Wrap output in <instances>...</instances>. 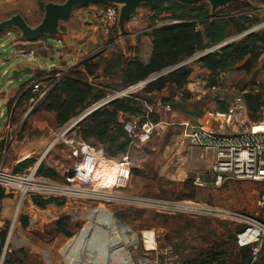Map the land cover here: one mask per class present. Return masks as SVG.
Instances as JSON below:
<instances>
[{"label":"rangeland","instance_id":"374dc122","mask_svg":"<svg viewBox=\"0 0 264 264\" xmlns=\"http://www.w3.org/2000/svg\"><path fill=\"white\" fill-rule=\"evenodd\" d=\"M69 1L0 0V25L19 18L34 33L38 28L47 26L48 5L65 8ZM237 1L247 2L249 10L232 8L227 11L228 6ZM150 5L141 3L128 19H125L127 4L123 1L76 5L68 19L57 21L56 31L42 32L35 41L28 39L20 24L10 25L0 32V113L4 114L0 119V130H3L0 133V166L14 171V161L34 158V165L40 163L41 167L56 171V180L64 181L66 173L79 161L76 143L82 141L77 136L78 126L65 132L88 111L65 126H58L55 114L45 110L43 101L38 102L37 97L33 96L26 98L30 95V87L26 90L20 87L31 84L36 78L25 75L10 81V70L9 74H3L6 68L30 65V62L24 61L17 63V60L22 59V55L33 53L45 71V74L39 73L38 76L41 87L61 80L63 75L58 78L56 74L60 72L61 65H66V61L56 49L62 48L57 40L62 41L67 35L66 25L77 18L74 21L76 32L80 23L84 27L90 24L85 20L91 19L95 9L114 6L118 9L119 21L108 42L102 41L79 60H88L90 70L96 72V77L85 79L96 85L97 90H104L108 94L105 100L125 98V94L121 93L130 86H134V90L126 95L138 94L146 85L143 87V82L124 84L121 63L135 55H141L144 59L148 55V37L152 28L149 22ZM199 5H206L211 14L227 11L242 15L248 12L251 17L258 18L259 22L251 29L234 34L228 40L240 41L246 33L260 31L261 24H264V4L258 1L235 0L215 7L210 0H202L195 6ZM167 24L161 21L157 27ZM199 30L204 33L202 26H199ZM48 41L50 45L46 44ZM205 52H199L181 63L192 72L184 88L169 85L165 93L146 96L147 103L154 110L150 120L154 123L151 116L155 115L165 124L159 123L146 144L132 139L127 150L131 160V181L123 193L229 209L245 219L190 218L130 205L99 206L98 209V206L89 203L62 200H57L47 209L37 207L33 200H26L19 208L16 196L0 192V231H7L8 235L0 264H196L213 253L230 256L228 264H261V254L254 260L250 249L238 246V236L254 225L252 221L264 223V210L258 207L261 187L250 182H237L234 192L221 191L210 173L207 153L202 150L189 151L181 146L180 122L187 121L192 127H204L215 132L233 133L235 129L226 127L223 119L217 118V113L246 109L242 113L243 121L263 120L264 57L250 74L239 71L238 66L211 81L210 73L199 63V56ZM52 64L57 66L49 71ZM76 70L81 71L82 67H76ZM243 90L248 93L242 94ZM136 108L147 112L142 105ZM146 112L143 116H126L124 122L131 123L140 132ZM110 159L117 163L120 156ZM24 172L26 170L21 173ZM196 178H200V182ZM228 186L232 188L234 184L229 183ZM101 208L105 209V214L100 211ZM17 212L19 215L15 217ZM59 221L73 238H81L79 244L74 245L72 237L66 238L57 231ZM107 221L110 224L104 223ZM83 229L84 234H80ZM148 231L155 233L156 251L147 252L144 247L143 234ZM58 241L59 248L54 252L52 247ZM66 243L73 246L62 248Z\"/></svg>","mask_w":264,"mask_h":264},{"label":"trees","instance_id":"16d2710c","mask_svg":"<svg viewBox=\"0 0 264 264\" xmlns=\"http://www.w3.org/2000/svg\"><path fill=\"white\" fill-rule=\"evenodd\" d=\"M253 1L264 4V0ZM249 7L247 2L237 1L228 6L227 11L232 8L249 10ZM149 8L151 15L149 22L154 27L151 31L152 53L150 61L148 64H143L138 57L129 60L121 69L122 82L126 85L144 82L165 69L175 67L194 57L199 52H205L209 48L219 46L234 34L244 33L259 22L258 18L250 17L248 12L242 13V15H235L232 14L233 12L227 11H225L226 14L224 12L211 14L206 5L190 6L175 0H161L150 5ZM161 21L168 24L157 27V23ZM199 26L204 28V33L199 30ZM263 54L264 29L246 33L242 40H236L225 47L213 50L205 57L200 58L199 63L210 73V80L212 81L220 74L238 66H240L239 71L250 74ZM81 67V71L74 70L56 84L54 82L53 89L43 101L45 110L55 114L58 126H65L108 96L104 90H97L96 85L85 79L96 77V72L90 70L88 66V60ZM191 74L190 69L182 67L147 84L145 89L138 94L116 99L101 107L78 125V138L84 142H94L92 144L101 146L109 158L126 155L132 140L123 129L124 123L120 122V115L143 116V110L136 107L143 102H148L147 94L159 92L169 85L182 89L188 83ZM38 76L39 74L34 76L36 80L31 84L21 86L25 90L29 87L31 89L32 94L30 92V95L26 96L27 99L38 96L32 91V85L40 81ZM246 98L249 99V96ZM247 104L250 107L248 101ZM151 117L154 123L160 122L158 116L152 115ZM35 163L34 158L26 159L18 164L13 172L19 174ZM39 174L55 180L58 178L56 171L44 167L39 169ZM229 183H233L234 186L230 188ZM236 183L234 180L225 179L220 189L225 193L234 192ZM33 202L37 207L47 209L57 201L33 199ZM58 224L57 231L63 233L66 238H71L72 234L64 230L62 222L59 221ZM7 236V231H0V261ZM261 255H264V251ZM229 261L230 256L213 253L196 264H228Z\"/></svg>","mask_w":264,"mask_h":264},{"label":"built area","instance_id":"2783aa9c","mask_svg":"<svg viewBox=\"0 0 264 264\" xmlns=\"http://www.w3.org/2000/svg\"><path fill=\"white\" fill-rule=\"evenodd\" d=\"M249 16L251 17V15ZM97 18L96 29L100 34L109 38L112 30L118 25V9L109 6L106 9L98 10ZM262 29H264V24H261ZM21 58L19 61L17 60V63L23 61L34 63L36 60L33 53L22 55ZM54 84L46 87H41L39 83L32 85L33 93L38 95V102L44 101ZM125 96L127 97L126 94ZM146 108L147 112L140 132H137L136 127L131 123L125 122L123 124V129L129 138L131 140L136 138L141 144L150 141L154 129L159 125V123L156 124L150 120V115L154 114V110L150 106ZM166 108L169 109V106ZM245 111L246 109L241 110V112L232 111L216 114L218 119H223L226 127L235 129L233 133L215 132L204 127H192L189 122L181 123L180 144L189 151L202 150L213 156L210 173H212L217 187H220L225 179L260 184L262 187L258 207L264 210V121H243L242 113ZM71 127L65 133L70 131ZM76 144V151L80 158L74 168L66 173L67 178L64 181L41 176L39 174L40 163L19 174L1 165L0 192L16 196L19 208L26 200L42 199L45 201L62 200L89 203L98 206V209L99 206L130 205L137 208H150L161 213L181 214L190 218L210 217L239 221L245 219L232 210L211 208L191 201L171 202L143 196H128L123 191L129 187L131 181L129 155L121 156L116 163L107 156L101 146L84 141H79ZM196 181L200 182V178H196ZM104 210L100 209L105 214ZM18 215L19 212L16 213L15 217ZM252 222L254 225L238 236V246L242 249H250L252 257L256 260L264 251V223ZM104 223L110 224L109 221ZM255 227H259L260 231L256 236H253L251 231ZM84 232L85 229L80 234H84ZM151 239L153 240V250L146 247V243ZM71 241L77 245L79 241L81 242V238L77 236ZM143 243L147 252L156 251L155 233L153 232L150 238L144 233ZM72 246L71 244L70 247Z\"/></svg>","mask_w":264,"mask_h":264},{"label":"crops","instance_id":"0c3cea01","mask_svg":"<svg viewBox=\"0 0 264 264\" xmlns=\"http://www.w3.org/2000/svg\"><path fill=\"white\" fill-rule=\"evenodd\" d=\"M97 11H98V8L93 11L94 13H93L91 19H89V20L86 19L85 20V23H90V24L88 26L84 27V25H81V23H80V28L76 32H75V23H74V21L77 18L76 19H72V21L69 22L66 25V27H67V35L62 38V41L56 39L57 43L62 45V48H58L56 50L60 52L59 53L60 55H63V57H65V61H66V65H64V66L61 65L59 67V71L60 72L56 74V77L59 78L60 75H63V77H64L65 75L69 74L71 71L76 70V67H80L81 68L82 64L85 62L86 59L85 60H82V59L79 60V57H83L84 55H86V53L90 49H92L94 46L99 45L100 43L102 44V41L104 43L108 42V38H106L105 36L100 34V32L96 29V26H97V23H98ZM77 24L79 25V23H77ZM153 28L154 27L151 28V31L153 30ZM149 35H150L148 37V39H149V51H148V55L145 56L146 58L144 59L141 55H135V56L132 57V58L138 57L143 64H148L149 63L150 57H151V53H152V37H151V34H149ZM99 36H100V38H99ZM52 40H55V39H52ZM46 44L50 45L49 41L46 42ZM56 53H58V52H56ZM263 57H264V54L261 56L259 61ZM129 60L130 59L127 58L125 60V62L122 63L121 68H124L126 63ZM28 66H30V68L32 69L31 74H23V75L19 76L18 78H15V77L12 76L10 81L19 79V78H21L22 76H25V75L33 76V78H34V76L36 74H39V73L45 74V71L41 69L43 67V64L39 63V61H37V59L35 60L34 63H31L30 65H25V66H21V67H12V68L8 67V68H6V70L4 71L3 74L7 75V74H9V70L12 73L14 70H22V69H24V68H26ZM56 66H57L56 64H52V65H50V69H51V67L55 68ZM49 71H52V69L49 70ZM57 81H59V80H57ZM20 87H18V88H20ZM166 89L167 88L165 87L164 89H162L159 92L149 93L147 95H148V97L157 96V95H160L162 93H165ZM233 90H234V88H233ZM247 93L248 92L246 90L242 91V94H247ZM140 105H142L143 109L145 107L149 106V104L147 102H143ZM144 112H146V110H144ZM3 115H4L3 113H0V119H2ZM124 117H126V116L123 115V114L120 115V122L121 123H125L124 122ZM263 121H264V119H263ZM160 122L163 123L162 120H160ZM183 122H187V121H182V122H180V124L183 123ZM2 131L3 130H0V133ZM0 139H2V138L0 137ZM207 155H208L207 156L208 157L207 160H208V163H209V165L211 167V164H212V161H213V156L211 154H207ZM21 162H22L21 160L14 161V164L17 166ZM253 184H255V183H253ZM257 185L262 187L260 184H257ZM94 241L98 242V240H94ZM58 244H60V241H58L56 244L53 245L52 249H53L54 252L57 250V248H59ZM67 245H68L67 243L64 244L62 248H65ZM261 264H264V255H261Z\"/></svg>","mask_w":264,"mask_h":264},{"label":"water","instance_id":"95a60500","mask_svg":"<svg viewBox=\"0 0 264 264\" xmlns=\"http://www.w3.org/2000/svg\"><path fill=\"white\" fill-rule=\"evenodd\" d=\"M123 1L124 3L127 4L126 7V15H125V19H128L131 17V15L133 14V12L140 6L141 3L145 2V3H150L152 4H156L158 2H160L161 0H70L68 2V4L66 5L65 8H60L57 7L53 4H50L47 6V26L45 27H40L38 28L34 33H31V31L25 26V23L23 22L22 19H16L13 21H7L4 22L2 25H0V32L3 31L6 27L10 26V25H14V24H20V27L22 28L23 32L25 33V35L28 37V39H30L31 41H35L37 38H39V36L42 34V32H54L57 29L58 26V20L59 19H68L71 14L72 11L74 9V7L76 5H87L90 3H95V2H105V3H112V2H120ZM179 3L185 4V5H198L199 2H201L202 0H175ZM212 2V4L215 7L221 6V5H226L228 3H231L235 0H210ZM234 42V40H227L224 43L220 44L219 46L210 49L209 51L205 52L203 55L199 56V58L205 57L206 55H208L209 53H211L213 50L218 49V48H222L225 47L227 45H229L230 43ZM184 66L183 64H179L173 68H171V70L165 71L163 73L157 74L151 78H149L148 80L143 82V85H147L151 82H154L156 80H158L159 78H161L162 76H164L165 74H169L172 71L178 70L181 67ZM32 69L30 67H26L22 70H14L12 72V76L15 78H18L19 76L23 75V74H31ZM134 86H130L128 87L125 91H123L121 94H126L133 89ZM114 100H116V97H112L109 98L101 103H98L97 105H95L94 107H92L91 109H89L85 114H83L78 120L75 121V123L72 125L71 129H73L75 126H78L82 121H84L88 116H90L92 113H94L95 111H97L99 108L113 102Z\"/></svg>","mask_w":264,"mask_h":264},{"label":"bare ground","instance_id":"6f19581e","mask_svg":"<svg viewBox=\"0 0 264 264\" xmlns=\"http://www.w3.org/2000/svg\"><path fill=\"white\" fill-rule=\"evenodd\" d=\"M99 221V220H98ZM259 231H260V229H259V227H255L254 229H252V231H251V234L253 235V236H256L258 233H259ZM145 235L146 236H148V238H150V237H152V235H153V232L152 231H148V232H145ZM152 242H153V240L151 239L150 241H148L147 243H146V247L147 248H149L150 250H153V244H152ZM72 243H74V241H72ZM70 246H71V244H68L67 246H66V248L68 247V249L70 248Z\"/></svg>","mask_w":264,"mask_h":264}]
</instances>
